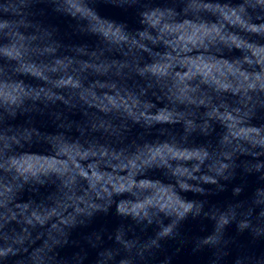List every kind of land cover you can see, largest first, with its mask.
<instances>
[{"label": "clouds", "instance_id": "9594fccd", "mask_svg": "<svg viewBox=\"0 0 264 264\" xmlns=\"http://www.w3.org/2000/svg\"><path fill=\"white\" fill-rule=\"evenodd\" d=\"M0 264H264V0H0Z\"/></svg>", "mask_w": 264, "mask_h": 264}]
</instances>
